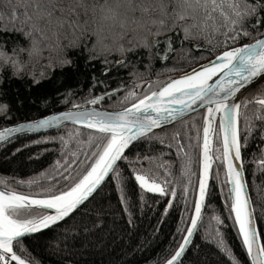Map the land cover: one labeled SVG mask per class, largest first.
Listing matches in <instances>:
<instances>
[{
	"label": "snow or ice",
	"instance_id": "obj_1",
	"mask_svg": "<svg viewBox=\"0 0 264 264\" xmlns=\"http://www.w3.org/2000/svg\"><path fill=\"white\" fill-rule=\"evenodd\" d=\"M6 3L11 7L7 13V22L0 27V96L5 94L2 87L5 68H10L12 76L20 78L27 63L43 58L46 51L50 53V59L52 53L63 54V58L59 60L60 66L70 67L72 61L67 58V49L79 47L80 42L85 40L92 42L91 47L83 45L86 51L93 53L88 57L89 60L104 56L102 62L110 64L112 62L105 53L116 51L122 57L115 62L119 67H125L127 54L136 53L139 48L146 49L151 58L167 60V54L161 55L160 48L163 46L167 52L174 50L173 35L170 34H174L181 45L184 41L191 40H204L206 44H213L215 41L216 46H222L224 51L215 60H209L208 65H201L200 71L193 69L192 74L184 73L182 78L145 81L148 93L140 96L135 88L128 92L122 98V103L130 102L131 107H125L122 111L65 112L35 123L0 129V142L7 143L18 133L57 127L63 121L82 124L99 134L91 135L88 139L89 145L96 149L90 153L95 159L87 164L86 174L78 180L70 173L69 161H57V170L63 168L65 172H69L67 176L63 172L59 173L60 177L65 181H74L68 190L56 192L46 188L36 194H24L9 187L8 181L0 179V185H4V190H0V264H30L29 259L14 250V245L26 252L23 246L25 237L58 226L86 208L90 198L94 199V194H98V189L105 178L109 177V173L119 176L117 162L126 159L125 150L134 141L151 138L149 134L154 129L162 127L168 121H175L198 102L210 105L204 117L202 137L200 130H197L196 138L197 147H200L202 141L199 199L194 205L190 227L168 264H179L198 228L205 198L209 194V180L213 178L215 161L226 165L224 183L230 185V211L234 213L238 231L252 258V264H264V244L257 240L258 233L252 222L253 209L246 195L243 175L236 164V161L241 160L242 148L240 108H246L252 103L258 106L259 112H264V91L251 100L245 98L234 103L237 93L264 77V38H255L254 43L233 47L242 37L252 36L253 31L258 37H264V0H103V3L98 0H68L66 6H61V0H6ZM4 21L5 13L0 10V23ZM13 35L22 36L27 41V46H21L17 42L8 50L7 41ZM129 35L132 39L125 44ZM64 40L69 43L64 44ZM193 47L198 49L202 46L197 44ZM153 49L157 51L153 52ZM21 55H26L27 60H22ZM42 67L50 69L52 64L50 62ZM29 75L32 76L33 83H39L35 73ZM133 75L141 74L136 72ZM215 77L218 79L214 81ZM122 90L123 85L106 95L110 98L116 91ZM104 98L103 95L94 97L88 103L97 105ZM8 110L7 104L0 102V115L6 114ZM218 116L219 132L216 125ZM257 118L264 120V115H258ZM248 130L250 129H246ZM179 136L180 133L177 132L173 139L179 141ZM217 136V143L221 148L213 146V140ZM160 143L164 141L161 140ZM183 147L179 145L180 149ZM20 150L16 149L17 152ZM76 159L79 160V157L76 156ZM143 159L151 162L154 158L145 156ZM191 162L189 157L185 165L189 172ZM197 163L201 162L198 160ZM261 164L264 166V161ZM162 167L166 168V165L160 163L138 171L135 181L149 193L175 197V191L168 193L163 186L167 181L158 182V169ZM216 176H219V172ZM52 179L55 180L56 177ZM16 183L24 185L26 182L20 180ZM36 183L38 182L27 181L28 186ZM216 220L218 224L223 223L219 217ZM217 236L218 245L225 254L233 260V264H239L218 231Z\"/></svg>",
	"mask_w": 264,
	"mask_h": 264
},
{
	"label": "trees",
	"instance_id": "obj_2",
	"mask_svg": "<svg viewBox=\"0 0 264 264\" xmlns=\"http://www.w3.org/2000/svg\"><path fill=\"white\" fill-rule=\"evenodd\" d=\"M98 2L103 3V0ZM67 3L68 0H61V6ZM10 7L6 0H0V10L5 13V21L0 23V27L7 22ZM170 35H173L174 50L167 52L163 46L160 48V54H167V60L151 58L146 49L139 48L136 53L127 54L125 67L116 65L115 62L122 59L116 51L105 53L112 63L104 64V56L88 59L93 53L86 51L83 45L91 47L92 42L85 40L80 42L79 47L67 49V58L72 61L70 67L60 66L63 54L52 53L50 59V53L46 51L43 58L27 63L20 78L12 76V70L5 68L2 73L5 94L0 96V102L7 104L9 110L0 115V129L62 110L89 106L122 110L131 106L130 102L122 103V98L134 88L140 96L148 93L145 81L173 79L224 51L222 46H216L215 41L206 44L204 40H191L181 45L174 34ZM255 38L260 37L253 31L252 36L242 37L233 47L253 43ZM131 39L129 35L124 43ZM17 42L27 46L22 36L13 35L7 41V49L11 50ZM63 42L69 43L68 40ZM197 44L202 47L194 48L193 45ZM20 58L27 60L26 55ZM50 62L52 68L42 67ZM136 72L141 75H133ZM29 73H35L39 83H33ZM122 85V91H116L110 98L106 95ZM262 91L263 81L247 92L243 100H251ZM101 95L105 96L101 103H88ZM204 113H197L171 128L149 134L151 138L136 142L126 154V159L117 166L119 176L113 173L86 208L58 226L23 239L27 251H20L15 246L17 253L35 264H165L178 250L193 216L201 167V163H197L198 160L201 162V145L197 147L196 138L197 130L202 134ZM258 115H264V112L258 111V106L252 103L246 108L241 106L242 157L264 244V166L261 164L264 161V144H261L264 141V120L258 119ZM217 130L219 132V127ZM177 132L180 133L179 141L173 139ZM91 135L99 134L79 126H65L43 135L15 139L0 148V179L8 181L9 187L24 194H36L46 188L56 192L68 190L74 181L63 180L59 173L67 176L69 172L63 168L57 170L56 163L69 161L70 173L76 180L86 174L87 164L95 159L90 155L96 150L88 143ZM218 139L217 136L214 148L222 147L217 143ZM161 140L164 143H160ZM179 145H183V149ZM17 148L21 150L17 152ZM145 156L154 159L150 162L143 159ZM189 157L192 161L190 172L185 167ZM160 163L166 168L158 169V182L167 181L163 186L168 193L175 191V197L149 193L135 181L138 171ZM212 177L202 224L180 264H233V260L218 245L217 231L239 264H251L230 211L229 186L224 183L225 167L219 161L214 163ZM20 180L26 183H16ZM27 181L38 183L28 186ZM0 187L4 188V185ZM216 217L223 223L218 224Z\"/></svg>",
	"mask_w": 264,
	"mask_h": 264
},
{
	"label": "water",
	"instance_id": "obj_3",
	"mask_svg": "<svg viewBox=\"0 0 264 264\" xmlns=\"http://www.w3.org/2000/svg\"><path fill=\"white\" fill-rule=\"evenodd\" d=\"M260 38H264V37H260ZM254 43V42H253ZM212 60H215L212 59ZM209 62V61H208ZM208 62L202 64V65H208ZM219 62V61H217ZM201 65L197 66L196 68V71H200L201 70ZM192 70L186 72L188 74H192ZM184 74V73H183ZM183 74H180L176 77H174L173 79H179V78H182ZM218 79V77H215L214 78V81ZM264 81V77H261L257 82H254L252 83L251 85H249L248 87L242 89L239 93H237L236 95V99L234 102L238 101H242L245 94L247 92H249L252 88H254L258 83ZM170 107H179V106H174V105H169ZM210 105H207L203 102H198L197 104L193 105L192 106V109L190 111H185L184 114L180 117H178L175 121H168L166 122L165 124H163L162 127L160 128H156L153 130V133L154 132H158V131H162V130H165V129H168V128H171L173 125L177 124L178 122H181L197 113H200V112H205L204 113V117L206 116V111H207V108L209 107ZM131 107V106H130ZM92 111V110H98V111H108V112H119V111H122V110H110V109H104V108H100V107H95V106H89V107H83V108H76V109H69V110H62V111H58V112H55V113H52L50 115H47V116H44V117H41V118H37V119H32V120H27V121H23V122H20V123H17V124H14V125H10L8 127H15V126H18L20 124H31V123H35V122H38L40 120H43V119H47L49 117H52V116H58V115H62L63 113L65 112H81V111ZM241 110V108H240ZM219 122H220V118L219 116L217 117V120H216V125H217V129L219 127ZM65 126H79V127H82V128H85V129H88L86 126L82 125V124H78V123H74L73 121H63L59 126L57 127H50V128H43V129H39V130H35V131H28V132H25V133H18L16 134V136L14 138H12V141L15 140V139H18V138H21V137H25V136H39V135H43V134H46V133H49V132H52V131H55V130H58V129H61ZM204 126V120H203V125H202V128ZM239 128H240V116H239ZM89 130V129H88ZM91 131H95V130H91ZM152 134V133H150ZM201 137H202V134H201ZM142 139V138H141ZM140 139V140H141ZM139 141V140H138ZM138 141H134L128 149L125 150V156L126 154L128 153V151L130 150V148ZM8 144L7 142H0V148L4 145ZM213 146L215 147V138L213 140ZM122 161V160H121ZM121 161H118L117 162V166L120 164ZM236 164L238 165L239 167V170L241 171L242 175H243V178H244V183H245V189H246V195L249 197V202L251 204V207L253 209V215H252V222H253V225L255 226L256 230H257V233H258V236H257V240L260 244H263L262 242V238H261V234H260V230H259V226H258V223H257V219H256V214H255V209H254V205H253V200H252V196H251V192H250V189H249V183H248V179H247V175H246V172H245V168H244V163H243V157H242V150H241V160L240 161H236ZM213 167H214V164H213ZM225 167V171H226V165H224ZM201 173H202V141H201V167H200V176H201ZM212 173H213V170H212ZM113 173H109V177H106L105 178V181L104 183L101 185V188L102 186L110 179V177L112 176ZM211 180L212 178H210L209 180V189H210V184H211ZM229 188H230V185H228ZM100 188V189H101ZM98 189V191L100 190ZM209 189H208V193H209ZM0 190H4V188L0 187ZM153 194H159V193H153ZM95 195V194H94ZM207 198H208V195L206 196L205 198V203H204V206L202 208V213H201V220L198 222V228L194 231V234H193V237L191 238V243L187 246V250L186 252L183 254V256L180 258V261H179V264L183 261V259L185 258V256L187 255V253L189 252V250L191 249L193 243H194V240L197 236V233H198V230L202 224V220H203V216H204V213H205V210H206V204H207ZM91 199V198H90ZM198 199H199V196H198V191H197V198H196V203L198 202ZM233 216H234V213H233ZM194 217V212H193V216L192 218ZM235 220V219H234ZM64 222V221H63ZM61 222V223H63ZM237 225V224H236ZM190 227V225H189ZM188 227V228H189ZM237 228H238V225H237ZM51 229V228H50ZM49 230V229H47ZM47 230H44L42 231L41 233L47 231ZM41 233H36V234H33L31 236H35V235H39ZM240 234V233H239ZM186 235V234H185ZM31 236H28V237H31ZM28 237H25V238H28ZM240 237L242 239V242H243V238L240 234ZM24 238V239H25ZM244 244V243H243ZM245 249H246V252H247V248L246 246L244 245ZM14 250L16 251L15 249V245H14ZM248 254V253H247ZM20 255V254H19ZM248 257H249V260L252 264V258L251 256L248 254ZM172 258V257H171ZM170 258V259H171ZM169 259V260H170ZM168 260V261H169ZM168 261L165 263V264H168ZM31 264V262H30Z\"/></svg>",
	"mask_w": 264,
	"mask_h": 264
},
{
	"label": "flooded vegetation",
	"instance_id": "obj_4",
	"mask_svg": "<svg viewBox=\"0 0 264 264\" xmlns=\"http://www.w3.org/2000/svg\"><path fill=\"white\" fill-rule=\"evenodd\" d=\"M263 82H264V81H263ZM261 144H262V145L264 144V141H263V140L261 141Z\"/></svg>",
	"mask_w": 264,
	"mask_h": 264
},
{
	"label": "bare ground",
	"instance_id": "obj_5",
	"mask_svg": "<svg viewBox=\"0 0 264 264\" xmlns=\"http://www.w3.org/2000/svg\"><path fill=\"white\" fill-rule=\"evenodd\" d=\"M234 103H239L238 101L234 102Z\"/></svg>",
	"mask_w": 264,
	"mask_h": 264
}]
</instances>
